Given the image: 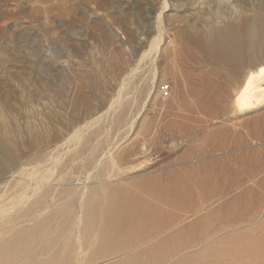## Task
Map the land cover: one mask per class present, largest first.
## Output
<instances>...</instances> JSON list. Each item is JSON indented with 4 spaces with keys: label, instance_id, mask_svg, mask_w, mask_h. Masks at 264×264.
Returning a JSON list of instances; mask_svg holds the SVG:
<instances>
[{
    "label": "rangeland",
    "instance_id": "rangeland-1",
    "mask_svg": "<svg viewBox=\"0 0 264 264\" xmlns=\"http://www.w3.org/2000/svg\"><path fill=\"white\" fill-rule=\"evenodd\" d=\"M261 65L264 0H0V264H264Z\"/></svg>",
    "mask_w": 264,
    "mask_h": 264
},
{
    "label": "bare ground",
    "instance_id": "bare-ground-1",
    "mask_svg": "<svg viewBox=\"0 0 264 264\" xmlns=\"http://www.w3.org/2000/svg\"><path fill=\"white\" fill-rule=\"evenodd\" d=\"M263 83L264 65H261L247 74L244 85L237 92L235 105L239 111H249L264 105ZM38 184L44 185L41 182Z\"/></svg>",
    "mask_w": 264,
    "mask_h": 264
},
{
    "label": "built area",
    "instance_id": "built-area-1",
    "mask_svg": "<svg viewBox=\"0 0 264 264\" xmlns=\"http://www.w3.org/2000/svg\"><path fill=\"white\" fill-rule=\"evenodd\" d=\"M161 93L164 95V96H168V94H169V87L168 86H163V87H161Z\"/></svg>",
    "mask_w": 264,
    "mask_h": 264
}]
</instances>
